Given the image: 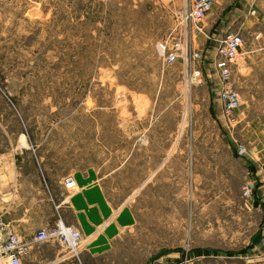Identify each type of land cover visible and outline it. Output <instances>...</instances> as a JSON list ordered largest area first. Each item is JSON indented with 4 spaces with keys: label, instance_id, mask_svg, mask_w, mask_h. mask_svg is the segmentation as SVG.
I'll list each match as a JSON object with an SVG mask.
<instances>
[{
    "label": "rangeland",
    "instance_id": "374dc122",
    "mask_svg": "<svg viewBox=\"0 0 264 264\" xmlns=\"http://www.w3.org/2000/svg\"><path fill=\"white\" fill-rule=\"evenodd\" d=\"M188 5L0 0V170L32 156L52 178H99L137 220L100 264L264 262L231 258L264 219L245 207L249 160L237 154L264 148V25L232 67L243 114L229 125L208 54L194 79L184 56L164 64L156 50L180 35Z\"/></svg>",
    "mask_w": 264,
    "mask_h": 264
},
{
    "label": "crops",
    "instance_id": "0c3cea01",
    "mask_svg": "<svg viewBox=\"0 0 264 264\" xmlns=\"http://www.w3.org/2000/svg\"><path fill=\"white\" fill-rule=\"evenodd\" d=\"M263 25L264 0H213L212 9L203 23L205 32L211 37L210 48L205 54L209 58L207 64L213 65L218 40L225 34L237 32L244 42H248L250 35L259 38V30ZM244 32L249 35L244 36ZM198 42L202 46L207 44L202 36ZM238 66H242L241 63ZM29 148V141L25 140L23 150L27 156L26 161ZM249 152L254 159L264 160V148L254 151V148L249 147ZM23 160L24 157L17 165H13L11 172L0 170L3 235L16 232L30 242L22 255V264H100L98 258H104L112 250L114 241L124 231L136 226L137 220L132 210L128 206H114L106 196L99 178L89 174L78 182L74 177L77 189L69 191L62 184L63 176L50 177L37 159L33 161L32 156L28 168H24ZM258 179L252 205L245 203V207L260 210L263 214L264 207L257 198L264 191V175ZM57 219L81 231L82 247L78 257L72 256L55 241H33L38 229L53 226ZM257 233L260 235L257 244L231 258L247 259L246 262L264 260L260 255L264 248V219L256 223L255 233L251 237Z\"/></svg>",
    "mask_w": 264,
    "mask_h": 264
},
{
    "label": "built area",
    "instance_id": "2783aa9c",
    "mask_svg": "<svg viewBox=\"0 0 264 264\" xmlns=\"http://www.w3.org/2000/svg\"><path fill=\"white\" fill-rule=\"evenodd\" d=\"M212 6L213 0H189L188 7L181 14L183 29L180 35L172 37L170 40H159L155 43L159 58L164 64H170L177 57L184 56L193 78L197 79L200 70L196 67V63H203L205 58L203 46L199 44L198 38L202 36L210 44L211 37L205 32L203 23ZM244 45L245 42L239 33H227L218 40L215 58L213 59L220 85L219 99L224 119L229 125L238 123L239 116L243 114L241 96L235 89L232 80V67L239 64L238 59L244 54ZM237 154L247 157L249 160L246 172L247 178L241 189V197L245 203L252 205L254 190L257 182H259L258 178L264 175V160L251 157L246 143L237 146ZM61 181L69 191L76 188L72 174L63 176ZM259 200L264 207V191L259 195ZM3 230L4 222L0 218V264H22V255L30 242L24 240L16 232L4 236ZM33 241L36 243L55 241L65 247L72 256L78 257L82 247V234L77 227L57 219L53 226L38 229L34 234ZM260 255L264 259V248L261 250ZM197 258L199 257L193 259ZM189 260H192V258L185 261Z\"/></svg>",
    "mask_w": 264,
    "mask_h": 264
},
{
    "label": "trees",
    "instance_id": "16d2710c",
    "mask_svg": "<svg viewBox=\"0 0 264 264\" xmlns=\"http://www.w3.org/2000/svg\"><path fill=\"white\" fill-rule=\"evenodd\" d=\"M30 140H31V138H30V136H29V134H28V141L30 142ZM257 200H258L259 203H261L260 200H259V198H257ZM132 212H133V210H132ZM133 213H134V212H133ZM134 215H135V214H134ZM257 234H259V233H257ZM255 235H256V234H255ZM255 235H254V236H255ZM259 241H260V240H259ZM251 245L254 246L255 243H253V244H251ZM201 255H203V254L198 250V251H197V255H195V256L198 257V256H201Z\"/></svg>",
    "mask_w": 264,
    "mask_h": 264
},
{
    "label": "water",
    "instance_id": "95a60500",
    "mask_svg": "<svg viewBox=\"0 0 264 264\" xmlns=\"http://www.w3.org/2000/svg\"><path fill=\"white\" fill-rule=\"evenodd\" d=\"M255 205H257V202H255ZM260 240V235L256 234L253 238H252V242L253 243H257Z\"/></svg>",
    "mask_w": 264,
    "mask_h": 264
},
{
    "label": "bare ground",
    "instance_id": "6f19581e",
    "mask_svg": "<svg viewBox=\"0 0 264 264\" xmlns=\"http://www.w3.org/2000/svg\"><path fill=\"white\" fill-rule=\"evenodd\" d=\"M65 249V248H64Z\"/></svg>",
    "mask_w": 264,
    "mask_h": 264
}]
</instances>
